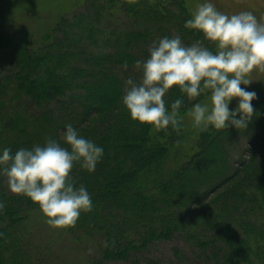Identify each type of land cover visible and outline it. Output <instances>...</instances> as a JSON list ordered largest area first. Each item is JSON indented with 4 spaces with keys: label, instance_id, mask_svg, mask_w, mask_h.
Masks as SVG:
<instances>
[{
    "label": "trees",
    "instance_id": "obj_1",
    "mask_svg": "<svg viewBox=\"0 0 264 264\" xmlns=\"http://www.w3.org/2000/svg\"><path fill=\"white\" fill-rule=\"evenodd\" d=\"M87 1L82 11L60 16L41 41L9 52L10 66L0 69V148L58 138L68 122L104 147L95 171L73 169L77 184L92 193L93 209L61 228L92 246L87 264L128 262L174 236L194 249L186 264H264V93L252 101L247 129H201L194 150L184 147L169 167L183 144L182 127L132 121L121 104L124 81L140 78L135 60L169 30L186 44L201 34L185 27L191 14L184 0ZM11 44L0 32V49ZM179 95L174 87L167 104ZM194 102L186 98L179 116ZM234 136L246 139L248 155L232 164ZM0 199V264H48L46 249L32 239L29 220L42 216L38 205L11 193L2 175Z\"/></svg>",
    "mask_w": 264,
    "mask_h": 264
},
{
    "label": "clouds",
    "instance_id": "obj_2",
    "mask_svg": "<svg viewBox=\"0 0 264 264\" xmlns=\"http://www.w3.org/2000/svg\"><path fill=\"white\" fill-rule=\"evenodd\" d=\"M184 25L202 39L186 44L177 33L153 40L148 56L134 62L140 78L129 75L124 81L122 106L139 124L179 130V112L187 98L195 101L187 109L193 127L247 129L256 111L252 101L257 92L241 85L252 82L254 68L264 70V20L251 10L229 14L219 10L214 0H202ZM122 68H128L127 61ZM174 87L183 95L168 105L165 97ZM202 94L208 102L197 99ZM233 98L238 103L230 109ZM103 155L102 145L68 122L58 138L48 135L43 143L15 151L0 148V175L11 193L38 205L48 225L66 228L94 207L92 193L77 184L74 167L93 172ZM5 206L0 199V211Z\"/></svg>",
    "mask_w": 264,
    "mask_h": 264
},
{
    "label": "rangeland",
    "instance_id": "obj_3",
    "mask_svg": "<svg viewBox=\"0 0 264 264\" xmlns=\"http://www.w3.org/2000/svg\"><path fill=\"white\" fill-rule=\"evenodd\" d=\"M87 2V0H0V32L7 35L12 43V47L0 49V69L5 70L10 66L9 52L13 50V46L23 41L28 44L41 41L60 16L82 11ZM200 2L202 0H184L185 7L191 15ZM214 3L219 10L229 14L247 9L254 11L258 18L264 20V0H214ZM116 15L119 17L118 13ZM132 24L133 22L124 20V25L131 27ZM169 33L174 35L173 30H169ZM250 79L252 82L249 85L241 86L254 89L257 95L264 93V70L254 68L250 73ZM200 102H208V97L205 95ZM237 103V99L233 98L229 108H235ZM180 123L183 144L178 147L176 158L171 156L175 163L169 162V167L177 165L186 151L194 150V139L201 130L193 127L187 110L180 115ZM231 139L233 141L230 145V162L233 164V161L240 157H247L248 142L238 136ZM259 161V164L262 163V157ZM234 166L237 167L236 164ZM29 221L34 222H29L32 227V239L46 249L48 264H87V261L89 263L87 254L88 256L91 254L92 257V246L87 247L85 243L76 240L61 228L48 225L43 215ZM192 251L194 249L187 240L174 236L169 240L150 244L144 251L132 255L128 262L112 261L102 264H186L193 256ZM177 252L180 255H177Z\"/></svg>",
    "mask_w": 264,
    "mask_h": 264
}]
</instances>
